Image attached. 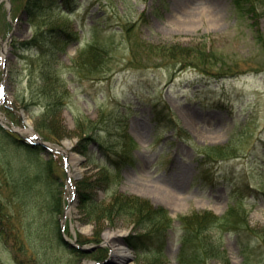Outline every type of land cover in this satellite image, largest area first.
<instances>
[{"label":"rangeland","instance_id":"1","mask_svg":"<svg viewBox=\"0 0 264 264\" xmlns=\"http://www.w3.org/2000/svg\"><path fill=\"white\" fill-rule=\"evenodd\" d=\"M191 2L62 0L33 15L20 0H0V27L12 34L0 39V118L18 132L0 130V207L13 228L11 248L0 237V264H264V52L255 39L259 32L264 41V0L255 18L233 0ZM42 31V49H26ZM205 52L218 56L216 82H198L181 58ZM94 60L96 76V66L72 69ZM43 71L64 82L65 107L39 97ZM36 129L58 138L71 176L78 157L65 219L61 161L24 143ZM210 147L237 157L207 163ZM232 211L256 235L213 232L208 258L180 243L181 218L208 237V223ZM108 233L121 234L126 256L117 258Z\"/></svg>","mask_w":264,"mask_h":264},{"label":"trees","instance_id":"2","mask_svg":"<svg viewBox=\"0 0 264 264\" xmlns=\"http://www.w3.org/2000/svg\"><path fill=\"white\" fill-rule=\"evenodd\" d=\"M20 1H21V4L23 5V8H25V10H27L29 12V14L31 13L33 15H36L37 13L33 12V10H39L40 8H42L41 5H43L45 2H48L49 4L53 3V5H54L56 3L61 2L62 0H20ZM258 1L259 0H233V2L236 4V6H243L244 8H246L247 13L251 14L253 18H255V16H259ZM6 25H8V24L6 23ZM44 37H45V31L44 32L42 31L40 33L38 32L37 34L34 35V37L32 39H30L29 41H26L23 45L25 46L26 49H28L30 47H36V48L42 49V47L44 46V43H45ZM255 39L258 42L257 44L259 45L260 49L264 52V41H263V38L259 32H257ZM61 42L64 43V40H61ZM95 48H96L95 46H91L88 51L95 49ZM95 51H97V50L95 49ZM169 55H166V57L172 58V56H169ZM100 56H102V55H100ZM186 56H188V55H186ZM173 58H175V57H173ZM181 58L184 61L192 62L190 64V66L194 70H196V72L202 78V79H199L198 82H206V81H209L211 79H214L216 82L220 78V76H217L218 73L214 72V66H215L214 63L218 58V56L216 54H210V53L208 54V52H205V53L199 55L198 57L186 59V58H184V56H182ZM96 60H94L93 63H90V64H88V62L78 61L73 65L74 68H72V69L77 70L76 73L87 72L90 70L89 68H91L92 66H96V65H94L96 63ZM101 67L102 66H96L95 68H93L92 70H94V71L91 72L89 74V76L90 77L96 76L97 75L96 72L99 73ZM43 75L46 78L42 77L43 85L41 86V88L38 92L39 97H43L45 100L50 101V102L54 101V104L55 103L57 105L60 104L61 108L65 107V106H63L64 105L63 104L64 93H66V87L64 85V82L61 80V78L53 77V76H51V74L49 75L48 72L43 71ZM83 76H85V75H83ZM56 104L54 106H56ZM47 106H48V104H47ZM45 107L46 106H44L43 113L47 110V107L46 108ZM93 129H94V125L90 124L89 128L86 129V132H91V131H93ZM1 131L3 134L5 133L4 135L6 137H11V134L4 132V130H1ZM36 131H38L40 133V135L44 139H46L47 141L58 144V140H57L58 138L56 136H54L53 134L48 133V132L44 133V132H41L37 129H36ZM85 134H87V133H85ZM89 139H90V137L88 135H86V136H84V139L81 142L87 143V141ZM234 151H235L234 148H233V150H231L230 147H228V148H221V147L204 148L203 159L207 163L228 161L232 158L237 157L236 153H234ZM50 159L52 161L51 156H50ZM61 210H62V208H61ZM234 217H235V213L232 211L229 214H227L225 217H222L221 219L215 218L216 223L214 225L212 222L208 223L209 228L206 229V232L204 233L205 236H208V237H204L203 233H200L199 229H197V228H195V230L199 233L198 236H197L196 232H195V234L194 233L192 234V232H193L192 227H190L189 224L187 222H185L184 218H181L180 221L182 222L183 226L181 227L182 228L181 229L182 234H181L180 243L183 244L182 246H184L185 243L189 244L192 241L193 247L203 251L204 257L208 258V255L210 254V252H212V246L214 244V242L211 241V237H210V236H213L212 235L213 232H215L216 235L218 232H221L223 234L230 233V232H233V233L234 232L254 233L252 230H250L248 228L245 221H243L240 218L237 219L236 217H235L236 219L233 220ZM9 220H10V217L3 214V209L0 207V237L3 240L4 244L8 248H11V244H9V240L11 239V232H12L13 228L10 226ZM244 225H245V227H243ZM189 235L191 236V238L189 237ZM192 235H193V237H192ZM258 236H260V238H261V237H264V234H263V236H261V235H258ZM60 238H61V236H60ZM14 240H15V243H16L18 250H19L21 248L20 238L15 237ZM136 240H137L136 238H135V240H133V239L130 240L129 241L130 245L137 244L138 241H136ZM217 240H218V242H220L219 238H217ZM194 243H197L198 245H196ZM190 245H192V244H190ZM220 245H221V243H220ZM218 248H219V246H218ZM75 252L79 253L80 251L75 250ZM213 252H215V250H213ZM12 255H13V258H15L14 252L12 253ZM179 255H180V257H182V255H183L182 247L180 249ZM219 255H223V258L225 256H227L225 251H221V252L218 251L216 257L219 258L220 257ZM246 262H247V260H246Z\"/></svg>","mask_w":264,"mask_h":264},{"label":"bare ground","instance_id":"3","mask_svg":"<svg viewBox=\"0 0 264 264\" xmlns=\"http://www.w3.org/2000/svg\"><path fill=\"white\" fill-rule=\"evenodd\" d=\"M193 5L194 4H193V2H191V0H185V3H184L185 8H187V7L189 8V7L193 6ZM28 123L30 125V122H28ZM65 147L67 149H70L72 147V144L65 143ZM71 160H72L73 166H74V174H75V176H78L79 175V170L76 167L77 162H78V157L72 155V159ZM178 188H179V185H176L173 190H176ZM106 238L108 240H110V239H113L114 240L113 243L115 244V247H116L115 248V251H116L115 253L117 255V258H123L124 256H126L127 251L124 248H122V245H121L122 244V242H121V234L120 233H108L107 236H106ZM116 255H115V257H116Z\"/></svg>","mask_w":264,"mask_h":264},{"label":"water","instance_id":"4","mask_svg":"<svg viewBox=\"0 0 264 264\" xmlns=\"http://www.w3.org/2000/svg\"><path fill=\"white\" fill-rule=\"evenodd\" d=\"M64 156H65V154H64ZM65 158H67V156H65ZM76 177V176H75ZM105 264H110L109 262H106Z\"/></svg>","mask_w":264,"mask_h":264}]
</instances>
